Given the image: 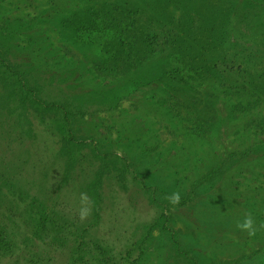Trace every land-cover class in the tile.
<instances>
[{"label":"rangeland","instance_id":"obj_1","mask_svg":"<svg viewBox=\"0 0 264 264\" xmlns=\"http://www.w3.org/2000/svg\"><path fill=\"white\" fill-rule=\"evenodd\" d=\"M247 212L264 0H0V264H264Z\"/></svg>","mask_w":264,"mask_h":264},{"label":"clouds","instance_id":"obj_2","mask_svg":"<svg viewBox=\"0 0 264 264\" xmlns=\"http://www.w3.org/2000/svg\"><path fill=\"white\" fill-rule=\"evenodd\" d=\"M172 205H178L181 200L179 191H175L171 196L167 197ZM81 207L78 210V217L81 221L87 219L91 215L93 202L86 193H81L80 196ZM236 227L246 232L249 237H254L258 231L264 230V223H260L259 227L256 226V219L251 212H247L241 222H237Z\"/></svg>","mask_w":264,"mask_h":264},{"label":"trees","instance_id":"obj_3","mask_svg":"<svg viewBox=\"0 0 264 264\" xmlns=\"http://www.w3.org/2000/svg\"><path fill=\"white\" fill-rule=\"evenodd\" d=\"M133 23L134 22L132 21L130 24L124 26V28L121 30L123 33H125L127 35L129 34L126 37V40L129 43V46L131 48H134L136 45H139V44L142 45V46L143 45H146V43H147V38L146 37L147 36L144 34V32L143 31H140V34H142L144 36V39L141 38V37L138 38V35L136 33V29L134 27H132V26L129 27V25H133ZM130 29H132L131 30L132 31V34L129 33L130 32ZM147 56L148 55H146V52H143V54H140V57H142V58L147 57ZM121 60L122 61L120 63V66L122 65V67L119 68V72L122 74V73H124V69L126 68L125 66L127 65V66L131 67V64L125 58H121ZM47 107H48V105H47ZM7 249H8V244L5 242V240L1 239V237H0V250L5 252V251H7ZM229 263L230 262H228L227 264H229Z\"/></svg>","mask_w":264,"mask_h":264}]
</instances>
